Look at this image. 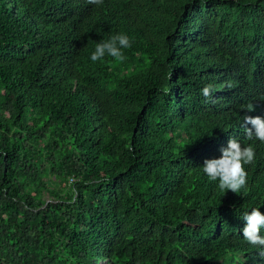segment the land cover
Here are the masks:
<instances>
[{"label": "trees", "instance_id": "obj_1", "mask_svg": "<svg viewBox=\"0 0 264 264\" xmlns=\"http://www.w3.org/2000/svg\"><path fill=\"white\" fill-rule=\"evenodd\" d=\"M116 32L126 59L90 61ZM244 115L264 118V0H0V264H264ZM231 137L255 158L221 193L199 167Z\"/></svg>", "mask_w": 264, "mask_h": 264}, {"label": "clouds", "instance_id": "obj_2", "mask_svg": "<svg viewBox=\"0 0 264 264\" xmlns=\"http://www.w3.org/2000/svg\"><path fill=\"white\" fill-rule=\"evenodd\" d=\"M93 2L100 4L102 0H93ZM131 45L132 41L127 33L110 34L107 38H101L95 42L89 60L98 62L111 57L115 61L123 62L126 59L125 50ZM162 91L167 94L169 88L165 86ZM200 91L205 98H208L212 95L213 86L205 85ZM251 110L252 105H249V111ZM245 125H250V127H245ZM243 126L249 140L264 142V118L244 115ZM254 158L255 152L251 144L243 146L237 138L231 137L226 146L220 148V155L216 158L205 159L199 169L210 182L216 183L221 193H225L226 190L237 193L246 187L245 166L251 164ZM261 206L264 204H257L246 209L240 217L244 221L241 229L243 240L259 248L261 255H264V213L260 211Z\"/></svg>", "mask_w": 264, "mask_h": 264}]
</instances>
